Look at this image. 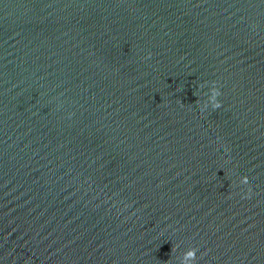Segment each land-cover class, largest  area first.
<instances>
[{
  "label": "water",
  "instance_id": "obj_1",
  "mask_svg": "<svg viewBox=\"0 0 264 264\" xmlns=\"http://www.w3.org/2000/svg\"><path fill=\"white\" fill-rule=\"evenodd\" d=\"M189 249L264 264V0H0V264Z\"/></svg>",
  "mask_w": 264,
  "mask_h": 264
},
{
  "label": "clouds",
  "instance_id": "obj_2",
  "mask_svg": "<svg viewBox=\"0 0 264 264\" xmlns=\"http://www.w3.org/2000/svg\"><path fill=\"white\" fill-rule=\"evenodd\" d=\"M212 93H213L212 99H213V101H215V97L219 95V92L217 89L213 88ZM219 106H220V104L218 102H214L213 107L218 108ZM242 182L246 183L247 178H244V180ZM195 258H196V250L195 249H189L183 254L182 264H192V262L195 260Z\"/></svg>",
  "mask_w": 264,
  "mask_h": 264
}]
</instances>
